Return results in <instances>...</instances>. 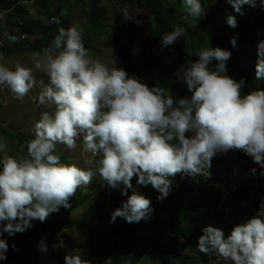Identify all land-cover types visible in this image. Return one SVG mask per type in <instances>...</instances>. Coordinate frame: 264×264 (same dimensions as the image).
I'll list each match as a JSON object with an SVG mask.
<instances>
[{"label": "clouds", "instance_id": "1", "mask_svg": "<svg viewBox=\"0 0 264 264\" xmlns=\"http://www.w3.org/2000/svg\"><path fill=\"white\" fill-rule=\"evenodd\" d=\"M25 1L29 0L22 2L26 7H41L36 4L40 0L28 4ZM102 2L107 3L104 8L111 10L108 0ZM227 2L243 14L242 7H254L256 0ZM182 3L194 18L205 12L201 0ZM122 13L125 19H132L127 10ZM0 15L2 22L4 14ZM66 15L67 11L61 10L60 16ZM108 17L106 24L112 25L111 11ZM53 21L60 23L59 17ZM227 23L236 27L235 17L229 15ZM67 27L58 29L52 45L44 48L31 66L18 62L9 67L0 63V85H7L21 101L39 87L36 100L41 109L34 123L33 138L27 142L26 155L8 154L7 144L0 141V222L6 221L2 232L9 236L23 233L33 226V220L44 222L61 206L70 208V198L97 175L106 186L120 188L122 195L127 196L121 207L111 213L110 222L122 217L128 223H139L153 211L151 200L133 188L134 176L137 184H150L160 193L157 199L163 200L171 190L169 177L177 174L208 177L211 163L217 164L214 158L223 153L224 157L229 156L226 154L229 151L231 155L241 151L237 155L241 171L233 176V182L239 181L244 186L241 193L251 189L248 183L253 184L243 164L253 161L262 169L259 175L264 176V90L244 93L245 79L237 81L227 74L230 50L207 46L197 51L198 58L177 73L191 95L177 99L159 84L149 87L135 75L130 76L124 66H117L114 57L112 64L96 58L90 52L94 49L90 43L100 38L88 37L87 46L83 27L77 23ZM186 31L176 26L163 35L161 47L174 44ZM103 38L107 46V38ZM9 39L16 41L15 37ZM230 43L235 47L236 38ZM255 67L257 79L264 78V40L258 43ZM36 72L45 75L47 83L44 79L38 81ZM78 141H82L85 152L100 157L97 167L84 169L75 163L62 162L58 146L75 150ZM251 173L256 175V169H251ZM128 189H132L131 195ZM206 190L207 185L201 190L205 194L201 199L208 204ZM263 204L264 197L254 213L261 215L235 225L227 236L220 228L206 226L198 238L199 252L217 255L231 264H264ZM8 247L7 241L0 239V260L7 259ZM39 250L47 251L43 240L39 242ZM65 264H90V261L82 259L79 250L73 249L65 256Z\"/></svg>", "mask_w": 264, "mask_h": 264}, {"label": "trees", "instance_id": "2", "mask_svg": "<svg viewBox=\"0 0 264 264\" xmlns=\"http://www.w3.org/2000/svg\"><path fill=\"white\" fill-rule=\"evenodd\" d=\"M23 1L0 0V14H4L3 21L0 22V53L5 58L26 53H42L44 48L52 45L58 28H68L66 26L71 21L72 6L64 0H40L36 3L42 7L50 20L59 17L60 23L52 21L53 25H43L41 21L28 17V8ZM102 1L90 0L89 27L83 33V36H86V40L83 39L84 45L90 36L106 37L108 45L116 51L124 70L130 76L138 77L149 87L159 84L177 99L190 96L186 83L178 80L177 73L184 71L198 58L197 51L210 46L231 51V58L227 61V74L237 81L245 79L244 93L264 90V78L257 79L255 67L257 46L259 41L264 40V0H256L254 7L244 5L241 9L243 14L237 13L227 0H201L205 12L198 19L188 14L182 0H108L111 10L101 9ZM78 2L80 3V0L72 5ZM61 10H66L67 15L60 16ZM125 10L132 19L124 18L122 12ZM135 10H140L150 17V30L139 52V66L135 64L133 57L138 26L133 19ZM110 11L114 21L112 25H107ZM229 15L236 19L234 28L227 23ZM176 26L186 28L187 31L177 42L162 48L163 35L173 31ZM23 35L27 38L22 39ZM9 37H15L16 41L11 42ZM233 37L237 41L235 47L230 43ZM215 63L214 61L213 68ZM15 139L22 156L26 155L28 138L16 135ZM224 156L225 153L220 154V160H224ZM99 158L98 156L95 162H98ZM92 166L95 168L98 164ZM242 167L253 179L252 185L247 184V187L251 188L250 194L231 195L223 205L222 212H215L213 216H208L209 206L202 201L201 198L205 194L201 193V190L206 185L205 182L215 183L222 181L221 178H229L223 174V165L221 171H214L215 174L218 175L219 172L222 175L213 176L210 181L206 176H197L190 181L187 176L192 188L187 197L183 196L187 181L181 180L184 178L182 174L169 177L171 188L173 181H180V190L174 191L165 202L158 200L160 193L150 184L147 185L150 188L147 197L153 200L152 207L155 204L158 206L148 222L141 220L139 223H128L122 217L110 222L111 213L121 207L127 196L122 195L120 188L111 189L106 186L102 179L91 182L86 189L78 191L70 198V208L61 206L58 212L52 213L44 222L33 220V226L23 233L9 236L8 233L2 232L0 222V239L6 240L9 245L7 259L0 260V264H43L45 256L49 259L46 264H65V256L72 253L73 249H78L82 256L85 255L82 259L90 261V264L94 260L95 264H198L208 263V260L212 264H220L217 255H205L197 248L203 229L210 225L222 229L225 236L229 235L235 225L252 218V214L259 210L264 197V176L259 175L262 171L260 166L252 161L246 162ZM253 168L256 169V175L251 173ZM202 179L205 182H202ZM131 183L139 193L144 187L137 184L136 176L132 178ZM131 194L132 189H128V195ZM244 202L251 203V207H246ZM87 204L91 207L88 219L73 216L74 212ZM191 206L192 209L189 208ZM71 229L86 232L85 237L76 245L69 246L70 249L67 250L52 246L55 238ZM41 240L47 245L46 252L39 250ZM180 242L182 248L189 253L181 254L178 251Z\"/></svg>", "mask_w": 264, "mask_h": 264}, {"label": "rangeland", "instance_id": "3", "mask_svg": "<svg viewBox=\"0 0 264 264\" xmlns=\"http://www.w3.org/2000/svg\"><path fill=\"white\" fill-rule=\"evenodd\" d=\"M107 6L106 2L100 3V8H104ZM91 7V2L90 0H80V3H76L72 5V17L71 21H69L67 26H70L73 23L79 24L81 27H83L84 32L88 29L89 27V9ZM42 8V7H41ZM87 11V12H86ZM40 15H37L35 17V20L41 21V19L48 24H52L53 19H49L40 9ZM134 21L137 23V39H136V48L133 50V57L135 64L137 66L140 65L141 61L139 58V52L142 47L143 41L149 31L150 28V17L148 14L136 10L133 15ZM113 22L112 19H110L109 23L111 24ZM53 25V24H52ZM66 26V27H67ZM65 28V27H64ZM59 29V28H58ZM66 29V28H65ZM58 34V31L57 33ZM83 39L86 40V36H83ZM31 39H29L30 41ZM89 38H87V41ZM86 41L87 46H89L88 42ZM94 42H91L90 45L94 48L90 52L92 55H96V58H99L101 60L107 61L109 64L113 63V57L115 58L117 62V66L120 68H123L122 63L119 61V58L116 54V52L110 48L108 45L106 46L105 38H100L99 40L93 39ZM1 48V47H0ZM109 49V50H108ZM94 50V51H93ZM98 52H97V51ZM97 53V54H96ZM38 54L42 53H26L23 54L22 56L20 55H14L11 58H5L4 55L0 53V63H5L7 66L11 67L14 66L16 63H22L24 65L31 66L35 58ZM37 80L39 81L40 79H44L45 83H47V77L43 75L42 73L36 72L35 73ZM40 88L36 87L33 90H31L28 95H26L23 100H18L15 98L14 94L11 93L7 85H0V141H3L7 144V147L5 151L10 154V155H15L17 157H22L21 152L19 151V147L17 144V140L15 139L16 135H24L28 138V141L33 138V127L35 121H37L40 117V111L41 109L37 107V100L36 98L38 97ZM6 132L8 135H6L4 132ZM7 136L9 138H7ZM58 151L61 154V160L62 162L65 163H75L78 167L87 169L89 167L93 168V164H96V157L93 156L91 153L85 152L83 149V143L82 141L77 142V147L75 150H69L63 145L58 146ZM232 151L227 152L229 156H226L224 160H220L221 157H215L214 161L217 162L211 163V168L209 169L210 175L207 177L210 181L213 176H219L222 175L218 173L215 174L214 171L220 170L221 171V165L224 166V175L230 176L229 179L227 178H221L222 181L220 182H205L207 185L206 192H208L209 196V210L207 209L209 215L208 216H213L215 212H222L223 210V205L225 204L226 200L228 197L231 195H235L238 193H241L242 188L244 187L239 181L233 182V176L237 175L240 173L241 168L237 162H239V159L236 157V155L240 156L241 151H235L236 155H231ZM219 155V154H218ZM213 161V160H212ZM234 162V166L233 163ZM217 165H220L219 168H216ZM189 175H183L184 178L181 180L187 181V184L184 187L183 190V196L187 197V195L191 192L192 188L190 187L189 184H191L190 181H188ZM190 179H194L193 177L189 176ZM239 178V176H237ZM101 178L97 175L96 177L93 178L92 182L100 181ZM203 180V179H202ZM180 181L174 182L172 188L169 192V195L161 200L162 202H165L169 199V197L172 195L174 191H179L180 190ZM87 186H82L77 190L82 191L86 189ZM150 188L148 186H144L140 193L145 195L147 197L148 194H150ZM251 189L247 192L250 194ZM148 198V197H147ZM207 201V198H206ZM153 200H151V203ZM244 205L246 207H251V203L245 202ZM158 207V206H157ZM156 204L152 207L153 211L151 215L147 218L144 219L143 221L148 222L155 213V209L157 208ZM90 205L87 204L81 208H79L76 212H74L73 216L79 217L81 219H88L91 215V209ZM190 209L193 208V206L189 207ZM205 210V208H204ZM255 215H261V213H256L253 214ZM252 216V217H253ZM6 223L2 222V225ZM212 223V222H211ZM84 231L80 232L76 229H71V230H66L60 236L59 238H55L54 242L52 244L53 247H61L62 249H70L69 246L71 245H76L79 243L84 237H85ZM61 242H63L61 244ZM178 251L181 254H187L185 249L182 248V242H180L177 246ZM82 258H85V255L82 256ZM221 260L219 261L220 264H231V261L225 260L222 257H219ZM49 262V259L47 256L43 257L42 263L46 264ZM96 260L92 261V264H95ZM147 264V263H144ZM198 264H212L211 261L208 260V263H198Z\"/></svg>", "mask_w": 264, "mask_h": 264}, {"label": "bare ground", "instance_id": "4", "mask_svg": "<svg viewBox=\"0 0 264 264\" xmlns=\"http://www.w3.org/2000/svg\"><path fill=\"white\" fill-rule=\"evenodd\" d=\"M54 1L59 2V1H62V0H54ZM64 1H65V2H68V3H70V4H73V2H77L78 0H64ZM19 5H20V4H19ZM19 5H18V6H19ZM21 5H22V3H21ZM21 5H20V6H21ZM18 6H17V7H18ZM20 6H19V7H20ZM23 6H24V5H22L21 7L23 8ZM25 7H26V6H25ZM25 7H24V8H25ZM27 8H29V9H28V15H29L28 17H31V18L34 17L36 14H35L34 12H32V10H31L30 8H33V9H34L35 7H34L33 5H29V6H27ZM10 10H11V9H10ZM15 10H16V9H15ZM9 12H10V11H9ZM14 13H15V12H14ZM10 15H11V14H10ZM41 18H43V17H41ZM40 23L43 24V25H46V23H45L42 19H41V22H40ZM10 31H11V30H10ZM12 31H13V30H12ZM27 42H29V41H27ZM248 184H250V183H248ZM218 260L220 261L221 259L218 258Z\"/></svg>", "mask_w": 264, "mask_h": 264}, {"label": "crops", "instance_id": "5", "mask_svg": "<svg viewBox=\"0 0 264 264\" xmlns=\"http://www.w3.org/2000/svg\"><path fill=\"white\" fill-rule=\"evenodd\" d=\"M71 6H72V4H71ZM35 8L33 9L32 8V11L33 12H35V16L33 17L34 19H35V17L37 16V15H40V17H41V14H40V9H41V7H37V6H34ZM72 9V8H71ZM43 11V10H42Z\"/></svg>", "mask_w": 264, "mask_h": 264}, {"label": "built area", "instance_id": "6", "mask_svg": "<svg viewBox=\"0 0 264 264\" xmlns=\"http://www.w3.org/2000/svg\"><path fill=\"white\" fill-rule=\"evenodd\" d=\"M35 0H29V1H25L24 3L25 4H28V3H33ZM2 19V16L0 15V20ZM16 32V31H15ZM27 38V36L26 35H23L22 36V39H26Z\"/></svg>", "mask_w": 264, "mask_h": 264}]
</instances>
